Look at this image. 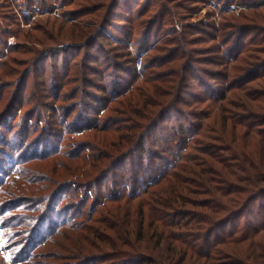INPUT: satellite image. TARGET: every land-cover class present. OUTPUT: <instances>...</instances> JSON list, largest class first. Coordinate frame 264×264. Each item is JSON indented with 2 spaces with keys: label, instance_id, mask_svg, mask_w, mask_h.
Instances as JSON below:
<instances>
[{
  "label": "trees",
  "instance_id": "1",
  "mask_svg": "<svg viewBox=\"0 0 264 264\" xmlns=\"http://www.w3.org/2000/svg\"><path fill=\"white\" fill-rule=\"evenodd\" d=\"M156 7L154 14L161 18L157 25H163L162 17L172 15L171 10L159 4ZM260 9H264V0H254L248 6L252 14L236 17L234 24H221V30L206 24L207 30L204 28L202 32L211 42L217 43L206 53L199 49L189 52L185 48L198 44L196 37L190 38L198 32L193 24H187L181 33L170 38H161L155 46L150 43L140 49L136 45L140 52L150 54L143 55L146 60L138 70L136 59L140 54L130 58L133 72L128 74L129 82L123 86L118 83L112 94L103 78L105 84L97 86L103 97L96 106L103 109L110 105L106 111L120 118L101 116L104 118L83 121L78 116L83 122L70 133H95L89 136L91 142L85 141L88 147L84 148L90 152L71 158L79 161L66 169L70 177L81 180L77 185L84 187L105 179L109 182L111 174L107 169L114 162L120 172H126L124 175L128 174V169L134 175L131 180L118 176V194L112 189L110 193L115 195L103 196L97 192L93 195V203L103 202L98 210L103 219L95 222L102 223L105 228L110 221L119 225L115 231L118 242L109 238L107 245L111 261H118V264H264V80L261 79L264 72L253 76V72L247 70L254 65L250 63L254 53L264 51V33L252 36L241 51L239 44L229 42V31H223V28L234 30L237 23L246 27L241 21L261 20L256 14ZM133 29L134 26L130 32ZM37 30L40 32L35 36L38 44L60 38V32L55 36L54 31ZM119 41L123 47L125 39ZM99 55L105 58L104 51L100 50L93 56L87 54L79 64L74 62L69 72L76 77L88 70L96 75L103 73V68L99 69L102 62L88 66L89 63L97 64ZM196 55H212L213 58L197 61H207L216 67L209 79L219 88L214 89L208 85L209 81L195 76L192 67ZM84 62L88 65H83ZM136 80H140L138 84ZM191 80L200 83L198 87L202 92L197 96L186 92L192 88ZM184 93L194 102L186 101ZM228 96L234 101H229ZM96 98L93 96L92 100ZM226 104L234 111L240 110L239 116L230 112L232 109ZM98 111L95 109L94 114L99 115ZM69 116L66 114V119ZM167 121L174 122L171 144L153 140L162 136L159 130ZM120 123L122 125L115 126ZM177 124L179 128L175 132ZM157 142L160 150H151L159 146ZM192 151L194 154H190ZM11 174L21 176L23 173L14 170ZM60 190L47 195L49 203L59 200ZM64 200L62 197L60 202ZM43 201L32 198L33 205L23 210L30 215L40 209L34 202L39 206ZM119 203L126 204L127 208H118ZM18 207H4L1 211L11 213ZM16 215L9 217L8 224L6 220L1 221L2 225L6 224L4 229L9 228L6 235L14 250L11 264L30 263L38 249L48 242L52 244L47 248L59 242L53 240L57 235L59 239L69 237L70 250L80 254L87 251L84 244L88 238L83 223L89 219L88 214L84 218L75 217L72 224L48 216L49 221L42 230L39 229L42 220L33 227L37 220H31L32 216ZM48 217L44 216V221ZM19 228L20 234L13 232ZM73 242L79 245L75 248Z\"/></svg>",
  "mask_w": 264,
  "mask_h": 264
},
{
  "label": "rangeland",
  "instance_id": "2",
  "mask_svg": "<svg viewBox=\"0 0 264 264\" xmlns=\"http://www.w3.org/2000/svg\"><path fill=\"white\" fill-rule=\"evenodd\" d=\"M85 1L87 3L82 0H29V2L0 0V30L4 31L0 33V118L5 116L0 119V231L2 232L0 233V264H10V257L12 258L14 254L10 237L6 235L9 228L4 229L9 217L14 214L32 216L31 220H37L33 227L42 220L39 225L40 230L49 221L50 216L64 219L66 224H72L75 217L84 218L88 214L89 219L83 223L86 226L85 236L88 238L84 244L87 250L85 254L70 250L72 244L68 241L69 237L59 239L60 236L57 235L53 239L59 240L57 246L47 248L52 244L48 242L38 249L37 254L28 264H118V261H111L108 257L107 245L110 239L115 243L118 242L115 231L116 226L119 225L110 221L109 227L105 228L102 223L95 222L103 219L98 214L99 205L103 202L93 203L95 199L93 195L94 192L104 194L103 196L115 195L110 193L112 189L118 194V176L131 180L134 179L133 172L128 169V174L124 175L126 172H120L118 164L114 162L112 163L114 165L107 169L111 174L108 177L109 182L107 179L99 180L80 187L77 184H80L81 180L70 177L66 169L74 167L76 165L74 163L79 161L71 158L90 152L84 147H88L87 143L91 142L89 136L95 132L86 134L84 131L78 133H70V131L76 130L80 123L88 119L100 120L104 118L101 116L120 118L119 115L109 114L108 110L106 111L110 105H106V109L96 106L103 97L97 91V86L105 84L104 81L102 82L103 78L110 85L108 91L111 92L118 87V83L123 86L129 82L128 74L133 72L130 58L134 59L140 54L137 58H141L143 65L146 60L143 55L150 54L140 52L142 47L150 43L155 46L161 42V38H170L173 34L181 33L187 24H193L198 28V32L190 38L196 37L198 44L186 45L185 48L189 52L192 49H199L201 53H206L217 43L211 42L209 36L202 32L204 28L207 30L205 25L211 24L215 28L220 27L221 30V24L223 26L234 24L233 20L236 17L252 14L248 11V6L254 0ZM158 4L171 10L172 14L162 17L163 25L160 23L157 25L161 18L153 11ZM256 14L261 20L250 23L241 21L246 27L237 23L234 30L223 28L224 32L229 31V42L239 44L238 49L241 51L252 36L259 32L264 33V9L256 11ZM132 26L134 29L130 32ZM37 28L54 31L55 36L60 32V36L58 35L60 38L53 42L44 40L42 44H38L35 41V36L40 35ZM121 39H125V45H121L123 47L119 45ZM99 50L104 51L105 58L99 55V58L96 57L97 64L88 65L84 62L83 65L94 67L102 62L104 64L99 65V69L103 68V73L99 72L96 75L93 70L92 72L88 70L80 77H76L69 72L73 70L74 62L79 64L87 54L93 56ZM204 57L213 58L212 55H196V63L192 71L201 80L209 81V86L214 89L219 88L218 84L213 85L209 79V74L217 70L216 67L208 64L207 61H197ZM250 63L254 65L246 69L252 71L253 76H257V73L262 74L264 51L255 52ZM261 79L264 80V77ZM139 81L136 80V83L138 84ZM190 84L192 88L186 91L188 94L197 96L202 92L198 87L200 83L191 80ZM93 96L99 100L97 98L92 100ZM183 98L188 102H194L189 95L185 94ZM228 98L229 101H234L230 96ZM226 106L231 108L230 104ZM95 109L99 110V115L94 114ZM229 111L239 116L240 110ZM66 114L70 115L67 119ZM78 116H81L83 121ZM173 123L167 121V125L159 130L162 136L153 140H160L162 144H171ZM120 125L122 123L115 126ZM178 125L173 129L175 132L179 128ZM153 149L160 150V144L152 147L151 150ZM94 152L100 154L101 151H92ZM190 154H194V151ZM30 158L35 161H29ZM14 170L23 174L13 176L11 173ZM136 178L140 179V176ZM6 181L8 182L5 184ZM69 184L75 186L68 187ZM64 186L68 187H66L69 189L67 192ZM58 190L61 191L59 200L54 204L49 203L47 195L50 196ZM123 190L127 191L125 188ZM62 197H65V200L60 202ZM32 198L44 201L39 206H37L38 201L34 202L36 208L40 209L28 215L23 208L33 205ZM57 203L58 207H56ZM10 206L19 207L11 213L1 211L2 208ZM118 208L125 210L127 206L119 203ZM44 216L49 217L44 221ZM21 219L23 220V217ZM2 220H6L5 225L1 224ZM13 232L20 234L21 229H15ZM68 232L72 234L71 231ZM2 240L7 243L5 248L1 245ZM73 243L75 248L79 245ZM6 250L9 253L8 262L4 258Z\"/></svg>",
  "mask_w": 264,
  "mask_h": 264
},
{
  "label": "built area",
  "instance_id": "3",
  "mask_svg": "<svg viewBox=\"0 0 264 264\" xmlns=\"http://www.w3.org/2000/svg\"><path fill=\"white\" fill-rule=\"evenodd\" d=\"M140 66H141V58H137L136 59V67L139 68ZM0 233H2V232L0 231ZM1 245H2L3 248H5L7 246L6 241L5 240H2L1 241ZM8 257H9V253L6 250L5 253H4V258H5L6 262H8ZM10 259H11V257H10ZM10 259H9V261H10ZM10 264H11V262H10Z\"/></svg>",
  "mask_w": 264,
  "mask_h": 264
}]
</instances>
